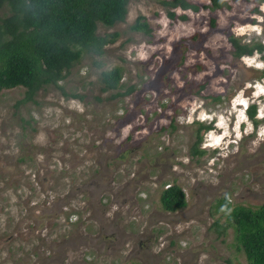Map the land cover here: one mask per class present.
I'll list each match as a JSON object with an SVG mask.
<instances>
[{
  "label": "rangeland",
  "instance_id": "obj_1",
  "mask_svg": "<svg viewBox=\"0 0 264 264\" xmlns=\"http://www.w3.org/2000/svg\"><path fill=\"white\" fill-rule=\"evenodd\" d=\"M190 1L170 18L127 0L97 21L117 36L81 53L63 92L0 89V264H248L218 200L264 201V48L235 56L228 40L264 44V0ZM138 15L148 32L129 27ZM113 65L130 92L101 89ZM172 182L185 203L166 210Z\"/></svg>",
  "mask_w": 264,
  "mask_h": 264
},
{
  "label": "trees",
  "instance_id": "obj_2",
  "mask_svg": "<svg viewBox=\"0 0 264 264\" xmlns=\"http://www.w3.org/2000/svg\"><path fill=\"white\" fill-rule=\"evenodd\" d=\"M165 14L175 17V8L197 10L196 2L190 0H157ZM127 0H0L7 13L0 16V89L22 85V99H32L35 91L43 85L57 83L83 51L102 52V46L117 36V31L96 34L97 21L111 25L122 20ZM226 0H210L213 10L226 6ZM180 18L185 14L180 13ZM135 17L129 27L149 31L147 22ZM212 24V20H211ZM228 40L235 56L262 51L260 41H240L229 34ZM120 66L113 65L99 72L101 89H116V95L128 93L133 85L120 90ZM113 94V95H114ZM255 104H249L247 114L254 116ZM205 127L201 124L199 126ZM198 131V130H197ZM197 139H200L196 132ZM197 142V141H196ZM194 151H200L194 149ZM159 202L163 209L175 210L185 203L180 186L174 182L162 188ZM219 208L232 226L234 238L242 249L248 264H264V201L251 207L231 205L227 196L219 198ZM216 223V221H214ZM221 231L225 225H220Z\"/></svg>",
  "mask_w": 264,
  "mask_h": 264
}]
</instances>
